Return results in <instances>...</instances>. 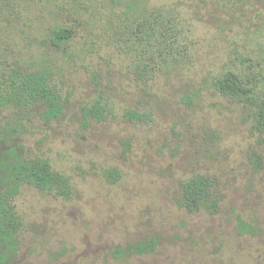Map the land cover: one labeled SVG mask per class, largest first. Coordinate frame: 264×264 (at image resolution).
Here are the masks:
<instances>
[{
	"label": "rangeland",
	"instance_id": "1",
	"mask_svg": "<svg viewBox=\"0 0 264 264\" xmlns=\"http://www.w3.org/2000/svg\"><path fill=\"white\" fill-rule=\"evenodd\" d=\"M77 2L100 11L83 15L89 26L66 53L21 46L12 55L51 76L64 108L55 120L1 113L0 159L46 160L70 191L20 187L23 226L3 264H264V144L250 107L215 86L235 73L264 100V0ZM111 13L132 28L159 16L170 32L111 41ZM42 16L30 25L39 40L56 23ZM195 176L214 181L216 210L180 205Z\"/></svg>",
	"mask_w": 264,
	"mask_h": 264
},
{
	"label": "trees",
	"instance_id": "2",
	"mask_svg": "<svg viewBox=\"0 0 264 264\" xmlns=\"http://www.w3.org/2000/svg\"><path fill=\"white\" fill-rule=\"evenodd\" d=\"M64 1L66 0H0V46L3 49V53L0 54V114L8 112L16 115L37 109L41 117L50 120L60 117L64 102L59 90L51 82V76L25 69L20 57L12 55L15 48L21 46L67 52L76 37L77 29L80 26H89L88 20H82L83 15L89 13L94 18L100 8L91 10L89 1L86 4L70 0L72 10L68 12L71 15L67 18ZM88 8L91 11H88ZM33 10L38 13L34 18L30 16ZM45 10L56 23L54 26H48L47 36L39 40L38 37L31 35L30 25L37 20L45 21L42 16ZM63 15L66 17L63 18ZM123 16L124 14L119 17L111 13V17L107 19L111 41L113 38L120 41L123 39L122 36H136L138 33L144 35L141 41L146 39L150 41L155 36L154 26L163 28L164 32L169 30L167 24L157 15L156 18H153V15L143 18L140 25L135 28L132 27L137 23L130 24ZM145 27L151 31H144ZM9 30L15 32L13 39L4 36ZM164 37L165 34L161 40ZM215 86L223 96L238 99L250 107L253 129L264 144V100H257L253 87L247 86L235 73L226 74L216 81ZM96 114L101 115L100 111H96ZM24 184L53 197H66L70 191L68 179L54 171L46 160H26L10 153L3 160L0 159V264H3L17 247L23 224L14 201ZM219 201V195L215 193V183L210 178L195 176L182 183L180 187L179 203L190 212L201 209L212 212L216 210Z\"/></svg>",
	"mask_w": 264,
	"mask_h": 264
}]
</instances>
